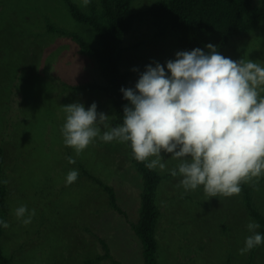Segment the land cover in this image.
Instances as JSON below:
<instances>
[{
	"label": "rangeland",
	"instance_id": "obj_1",
	"mask_svg": "<svg viewBox=\"0 0 264 264\" xmlns=\"http://www.w3.org/2000/svg\"><path fill=\"white\" fill-rule=\"evenodd\" d=\"M81 8V0H74ZM163 0H134L133 27L124 36L121 68L133 71L129 88L148 65L165 66L179 52V34L146 10ZM263 0H254L260 5ZM56 29V30H55ZM98 39L78 23L65 0H0V181L6 183V212L0 244L11 264H143V245L131 224L139 220L144 180L128 144L98 138L76 156L63 142V106L96 103L116 127V108L102 89L70 90L67 84L106 85L99 63L81 53L69 35ZM220 54L264 66V21L232 38ZM135 69V70H134ZM74 88V87H73ZM70 90V91H69ZM264 95V94H262ZM104 129L102 128V131ZM166 164L157 192L159 264H264V243L244 255L251 233L245 189L230 198L205 197L203 187L185 191L170 172L180 161L161 153ZM68 157L76 160L69 164ZM77 180L66 185L67 173ZM105 186L112 187L117 206ZM264 212V177L245 184ZM25 205L35 215L29 225L14 211Z\"/></svg>",
	"mask_w": 264,
	"mask_h": 264
},
{
	"label": "clouds",
	"instance_id": "obj_2",
	"mask_svg": "<svg viewBox=\"0 0 264 264\" xmlns=\"http://www.w3.org/2000/svg\"><path fill=\"white\" fill-rule=\"evenodd\" d=\"M90 2L81 0V6ZM206 47L207 53L200 48L177 52L166 70L159 63L148 65L134 89L121 88L129 102L122 125L109 127L110 117L98 113L95 102L87 110L81 103L63 106L64 145L79 156L97 138L130 144L133 159L149 170H164L161 153L171 154L180 161L170 172L182 177L178 186L186 192L202 186L209 200L237 196L243 184H258L264 177V66L225 57L211 43ZM67 161L76 163L73 157ZM78 175L69 171L66 185ZM14 214L27 226L35 210L21 205ZM0 226L9 224L0 220ZM258 228L255 221L247 224L251 235L240 255L264 243Z\"/></svg>",
	"mask_w": 264,
	"mask_h": 264
},
{
	"label": "trees",
	"instance_id": "obj_3",
	"mask_svg": "<svg viewBox=\"0 0 264 264\" xmlns=\"http://www.w3.org/2000/svg\"><path fill=\"white\" fill-rule=\"evenodd\" d=\"M134 0H91L87 10L81 8L74 0H65L73 18L80 24L90 27L98 39L92 41L83 34L59 32L69 35L80 46L81 53L96 60L106 85L86 84L77 89H102L114 102L117 123H123V108L129 102L123 98L121 88H128L132 72L121 68L124 49L123 39L133 27L136 15L131 6ZM158 21L166 22L179 34V52L192 51L196 48L207 53V45L211 43L220 53L232 38L242 33L253 31L264 21V0L255 6L254 0H163L146 10ZM56 30V29H55ZM131 152V146L128 144ZM131 159L142 174L144 189L142 192V209L140 218L132 223V229L141 239L143 245V264H159L158 240L156 237L160 209L157 205V192L162 181V175L157 169L149 170L145 163ZM245 201L251 214L262 225L264 232V217L253 207L251 194L245 184ZM111 194L114 206H117L112 187L105 186ZM6 183L0 181V220L4 221L6 212ZM2 226H0V237ZM0 264H11L0 244Z\"/></svg>",
	"mask_w": 264,
	"mask_h": 264
},
{
	"label": "crops",
	"instance_id": "obj_4",
	"mask_svg": "<svg viewBox=\"0 0 264 264\" xmlns=\"http://www.w3.org/2000/svg\"><path fill=\"white\" fill-rule=\"evenodd\" d=\"M127 72H130V71H127ZM131 72H133V71H131ZM133 75H135V73H133L132 74V76ZM130 81V80H129ZM87 84H92V83H87ZM80 85H86V84H73V85H71V84H67L66 86L68 87L69 86V88H70V90L71 91H73V92H78L79 90L77 89V88H75V87H77V86H80ZM74 87V88H73ZM128 88H129V83H128ZM69 90V91H70ZM116 121H117V117H116ZM120 125V124H119ZM158 200V199H157ZM157 200H156V202H157ZM252 201H253V199H252ZM254 203V202H253ZM157 205H158V203H157ZM253 207H254V209L255 210H257L258 211V213H260L263 217H264V212H262L259 208H257V206H255L254 204H253Z\"/></svg>",
	"mask_w": 264,
	"mask_h": 264
}]
</instances>
